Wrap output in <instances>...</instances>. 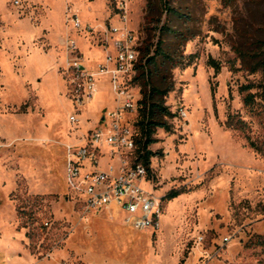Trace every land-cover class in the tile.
<instances>
[{
    "label": "rangeland",
    "instance_id": "obj_1",
    "mask_svg": "<svg viewBox=\"0 0 264 264\" xmlns=\"http://www.w3.org/2000/svg\"><path fill=\"white\" fill-rule=\"evenodd\" d=\"M172 6L191 15L174 24L193 35L181 46L166 37L167 49L194 61L171 71L172 128L158 129L150 146L149 175L162 198L161 228L152 232L131 229L115 209L86 212L68 188V146L83 143L117 101L107 74L95 99L77 106L67 66L82 55L95 72L126 38L153 49L168 13L159 0H0V264H264V157L225 124L238 110L253 137L262 132L238 89L261 77L239 50L264 38V0ZM210 57L222 65L217 74ZM134 75L123 81L139 100ZM102 166L109 169L106 158ZM171 190L181 192L167 199Z\"/></svg>",
    "mask_w": 264,
    "mask_h": 264
},
{
    "label": "built area",
    "instance_id": "obj_2",
    "mask_svg": "<svg viewBox=\"0 0 264 264\" xmlns=\"http://www.w3.org/2000/svg\"><path fill=\"white\" fill-rule=\"evenodd\" d=\"M72 23L75 28L84 29L78 17H73ZM126 40V45L118 43L116 57L107 56L95 72L84 67L82 55H77L67 66L77 106L95 99L99 92L98 79L107 74L111 75L117 101L114 109L102 114L97 127L83 143L68 146L67 184L81 196L86 212L97 214L115 207L124 213V222L131 229L156 232L161 228L162 198L153 190L147 167L136 161V126L130 116L137 114L138 100L123 77L134 72L139 52ZM68 47L72 52L76 48L74 43ZM77 121L76 113L70 116L71 123ZM105 158L109 169L102 166Z\"/></svg>",
    "mask_w": 264,
    "mask_h": 264
},
{
    "label": "trees",
    "instance_id": "obj_3",
    "mask_svg": "<svg viewBox=\"0 0 264 264\" xmlns=\"http://www.w3.org/2000/svg\"><path fill=\"white\" fill-rule=\"evenodd\" d=\"M114 2V0H110ZM163 11L168 13V18L157 29L159 31L158 41L151 46H137L139 52L138 60L134 67V77L132 83L140 88L141 98L138 100V112L136 118V161L144 164L150 174L151 158L155 152L150 150V146L157 141L155 134L162 128L170 131L172 124L170 119L175 114L166 105V96L174 89V81L171 71L181 65L187 67L193 63L194 55L188 56L184 61L177 57L176 52L167 49L166 37L178 38L179 46L192 36L189 29L185 30L176 27V19L189 22L191 15L183 10L172 6V0H159ZM160 21V20H159ZM244 67L250 74H260L258 81H250L242 84L238 91L242 96L243 107L250 117L259 121L262 132L253 137L248 131L251 128L250 122L245 119L240 111H230L225 124L232 130L244 135L246 145L254 152L264 157V38L253 41L248 50H239ZM207 64L214 68L215 74L221 70V63L210 57ZM215 97V87L212 86ZM180 190H171L167 199L177 196ZM259 244L264 246V239L259 240Z\"/></svg>",
    "mask_w": 264,
    "mask_h": 264
},
{
    "label": "crops",
    "instance_id": "obj_4",
    "mask_svg": "<svg viewBox=\"0 0 264 264\" xmlns=\"http://www.w3.org/2000/svg\"><path fill=\"white\" fill-rule=\"evenodd\" d=\"M114 209H115V211L118 212V213L121 212L118 208H115V207L110 208V209H107V210H108V211H112V210H114Z\"/></svg>",
    "mask_w": 264,
    "mask_h": 264
}]
</instances>
